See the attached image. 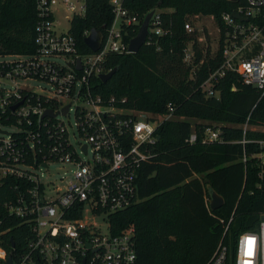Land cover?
Wrapping results in <instances>:
<instances>
[{
    "label": "built area",
    "instance_id": "1",
    "mask_svg": "<svg viewBox=\"0 0 264 264\" xmlns=\"http://www.w3.org/2000/svg\"><path fill=\"white\" fill-rule=\"evenodd\" d=\"M78 1L35 0V53L0 62V188L8 183L11 193L10 199L3 197L0 202V211L6 213L0 212V264L10 253L12 264H137L134 229L115 234L110 217L139 203L137 171L151 157L157 130L175 109L168 104L163 115L120 109L114 97L103 99L93 92L95 80L109 72L106 57L129 53L121 26L137 20L123 9V0H108L114 20L100 50L80 54L69 30L60 32L55 25L60 10L70 21L84 14L85 0ZM234 12L244 20L223 14L224 32L221 35L217 28L216 49L209 46V56L220 51L223 61L199 85L207 98H218L216 83L228 71L264 95V0H244V6ZM184 30L192 36L197 32L190 22ZM169 33L160 12L154 11L145 44L156 45L157 38ZM195 55L192 40L183 50L185 65H192ZM202 63L193 64L191 71ZM26 81L42 86L36 91ZM71 113L73 123L66 122ZM242 129H249L247 123ZM197 140L192 131L186 142L193 145ZM200 140L205 145L224 142L220 128L209 127ZM237 143L255 147L242 162L253 160L259 178L264 179V141ZM52 164L70 172L67 181L59 179L64 188L43 180ZM9 226L20 231L22 251H16L12 238L9 250L5 246ZM208 264H264V214L255 229L221 242Z\"/></svg>",
    "mask_w": 264,
    "mask_h": 264
},
{
    "label": "trees",
    "instance_id": "2",
    "mask_svg": "<svg viewBox=\"0 0 264 264\" xmlns=\"http://www.w3.org/2000/svg\"><path fill=\"white\" fill-rule=\"evenodd\" d=\"M244 6V0H123L122 7L137 24L121 26L122 38L129 44L143 18L159 11L169 34L156 39V45H142L136 54H110L106 71L117 69L102 83L96 79L93 92L103 99L114 97L115 107L152 115H163L167 105L173 116L157 130L158 141L151 157L137 171L139 203L110 217L112 231L132 227L137 264H208L217 246L255 229L264 214V179L258 176L253 160L242 162L255 147L242 140L264 141V132L242 126L264 128V95L242 84L238 75L228 71L216 83L218 98H207L199 85L222 63L220 51L209 56L210 48L184 30L187 22L210 17L222 35L221 17ZM114 13L108 0H85L82 16L70 21L69 34L80 54H91L84 38L91 29L104 36ZM37 22L35 0H0V57L29 56L35 53L34 27ZM194 41V66L183 62L186 44ZM206 44V45H205ZM206 46V47H205ZM159 48V50H157ZM125 99L122 103L121 100ZM206 123L194 125L185 120ZM219 123L223 143L202 144L201 134ZM195 131L198 140H186ZM208 188L223 198L224 204L209 209ZM11 198L8 183L0 188V202ZM3 215L6 213L1 209ZM229 228L224 236V228ZM13 224L12 220H9ZM11 229L5 236L22 251L20 231ZM15 251V252H16Z\"/></svg>",
    "mask_w": 264,
    "mask_h": 264
},
{
    "label": "rangeland",
    "instance_id": "3",
    "mask_svg": "<svg viewBox=\"0 0 264 264\" xmlns=\"http://www.w3.org/2000/svg\"><path fill=\"white\" fill-rule=\"evenodd\" d=\"M78 3H80V4L83 3V0H79ZM63 17H64V12L62 10H60L55 15L56 30H58L60 32H67L70 28V17L67 20H65ZM142 22H143V20H142ZM142 22H141V24H142ZM141 24H140V26H141ZM191 24L193 25V27L197 31V32H195V34H193V37H195L196 39L199 38V40L201 39L200 40L201 44L206 40L207 45L210 46V48H212L213 50H215L216 49V46H215L216 42H214V41H216L219 34H218L217 27H216L214 21L212 20V18L202 17V18L198 19L197 21H194V22L192 21ZM117 25H118V23H117ZM139 27H138V29H139ZM11 60H12V57H10V56L0 57V62L11 61ZM25 83L28 84L31 88H33L36 91H38V86H42V83L33 82V81H26ZM6 85L9 86V84L7 82H6ZM22 85H24V83H22ZM64 120L66 122L69 121L70 123H73L72 113L70 114V116L68 118H66ZM176 120H185V121L190 122L193 125L195 123H206V122L196 121L193 119H185V118H183V119L182 118H173L172 119V121H176ZM220 125L221 124H219V123H213L212 126H214V128H220ZM249 129H251L252 131L260 132V133L264 132V128H260V127H249ZM48 174H49V176L43 180L45 182H53L59 188L65 187V183L59 182V179H61V178L63 179V177H65L64 180L67 181L69 176H70V172L67 169L60 168V166L58 164L50 165L49 166V173H47L46 176Z\"/></svg>",
    "mask_w": 264,
    "mask_h": 264
},
{
    "label": "water",
    "instance_id": "4",
    "mask_svg": "<svg viewBox=\"0 0 264 264\" xmlns=\"http://www.w3.org/2000/svg\"><path fill=\"white\" fill-rule=\"evenodd\" d=\"M153 14L154 11H151L144 17L143 22L139 27L136 36L133 39H131L129 42L128 54H136L140 50L142 45L145 44V40L148 35L149 21L153 16ZM231 16L232 18L239 21L244 20L235 12L231 13ZM103 39L104 36L100 30L91 29L88 32L87 36L84 38V44L92 53H96L100 50ZM77 63H79V61H77ZM116 70L117 69L115 68L109 71L107 74L100 75L99 79L101 80L102 83H105L113 76ZM12 110H15V107H13ZM67 110L68 107H65L62 111V114L64 115L67 112ZM45 114L53 116L50 111H47ZM156 140L158 141V137L156 138ZM208 193H209V209L211 211L220 208L224 204L223 198L219 196L217 193H215L212 189L208 188ZM13 246H14L13 243H11V247ZM5 264H12L11 253L9 254Z\"/></svg>",
    "mask_w": 264,
    "mask_h": 264
}]
</instances>
